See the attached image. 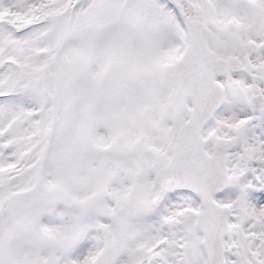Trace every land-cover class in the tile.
I'll list each match as a JSON object with an SVG mask.
<instances>
[{"label":"snow or ice","instance_id":"1","mask_svg":"<svg viewBox=\"0 0 264 264\" xmlns=\"http://www.w3.org/2000/svg\"><path fill=\"white\" fill-rule=\"evenodd\" d=\"M0 264H264V0H0Z\"/></svg>","mask_w":264,"mask_h":264}]
</instances>
